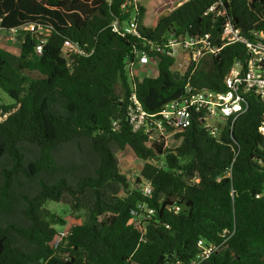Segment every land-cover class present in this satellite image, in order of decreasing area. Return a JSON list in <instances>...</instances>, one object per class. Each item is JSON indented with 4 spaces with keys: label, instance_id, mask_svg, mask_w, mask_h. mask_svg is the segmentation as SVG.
Masks as SVG:
<instances>
[{
    "label": "trees",
    "instance_id": "trees-1",
    "mask_svg": "<svg viewBox=\"0 0 264 264\" xmlns=\"http://www.w3.org/2000/svg\"><path fill=\"white\" fill-rule=\"evenodd\" d=\"M215 1L185 0L153 26L143 23L140 5V35L121 37L109 23L126 15L124 0H0V32L50 28L39 55L30 30L20 29L16 52L0 45V90L13 100L0 103V264H188L199 238L219 243L224 229L233 233L199 264H264L258 98L246 93L247 111L232 125L226 121L218 138L194 125L179 131L174 148L132 132L125 120L126 65L135 49L148 50L175 29L209 33L218 42L227 19L243 34L264 29V0H221L224 15L205 14ZM65 39L91 53L65 58ZM246 56L242 44H230L176 77L174 57L157 53L156 74L134 78L137 95L145 109L157 110L181 95L192 69L196 89L224 91V77ZM126 147L142 160L133 181L116 157ZM141 180L151 182V198L138 190ZM144 200L155 214L141 234L130 210ZM50 201L68 206V215L48 208ZM173 202L178 213L166 208ZM65 225L69 233L52 247Z\"/></svg>",
    "mask_w": 264,
    "mask_h": 264
},
{
    "label": "built area",
    "instance_id": "built-area-1",
    "mask_svg": "<svg viewBox=\"0 0 264 264\" xmlns=\"http://www.w3.org/2000/svg\"><path fill=\"white\" fill-rule=\"evenodd\" d=\"M140 0H124L121 4L124 18L114 17L109 23L111 31L121 37H138L140 35L137 15L139 12ZM222 1L216 0L209 5L205 14L213 12L215 16L225 14V9L221 7ZM30 30L35 33L39 42L35 45V54L42 52V47L50 33V28L42 25L27 24L21 26L19 30ZM11 31H16L12 29ZM216 38L207 33L204 35H190L188 30L175 29L157 44L146 49H135L127 60V71L129 74L130 88L125 107V120L134 133H142L150 141H164L166 146L168 139L181 141V137H176L179 131L190 128L194 125L206 129L213 138H218L221 127L230 120L231 125L234 120L247 111L249 107L246 93L254 94L263 111L264 118V29L253 28L248 34H243L241 28L227 19ZM240 43L247 51V56L241 61L237 60L231 66L229 72L224 77V91H214L212 89H196L190 82L192 69L186 76L183 90L180 96L162 104L157 110L149 111L145 109L137 95L136 81L134 78L143 77L144 70L156 69L157 53L168 54L174 57V65L184 66V77L190 64L195 67L202 58L216 56L224 46ZM62 55L68 58L71 54L89 55L91 52L83 50L70 39H65L61 48ZM178 57L181 61H178ZM137 66L138 68H135ZM143 69L142 73L141 70ZM138 70H140L138 72ZM138 72V74H137ZM140 74V76H139ZM143 75V76H141ZM247 98V99H246ZM2 117H0L1 119ZM115 129L117 124L113 122ZM258 132L264 135V121L258 127ZM140 175V171L136 176ZM129 177V176H126ZM194 177L192 181H196ZM138 190L145 198H151L153 187L149 180H141ZM167 210L178 213L181 209L176 202L166 206ZM155 208L148 205L144 200L137 202L130 210L131 223L140 230L141 234L146 232L148 222L153 218ZM69 233V229L59 228L51 246L56 248L63 238ZM229 233V234H228ZM233 231L222 230L219 235V243L207 242L199 238L196 242L197 253L188 264H199L207 259L212 252L226 242ZM144 237L141 236V240ZM125 264H134L129 261ZM176 264H183L177 261Z\"/></svg>",
    "mask_w": 264,
    "mask_h": 264
},
{
    "label": "rangeland",
    "instance_id": "rangeland-1",
    "mask_svg": "<svg viewBox=\"0 0 264 264\" xmlns=\"http://www.w3.org/2000/svg\"><path fill=\"white\" fill-rule=\"evenodd\" d=\"M185 0H140V4L144 6L145 8V14L143 18V23L147 26H153L157 20V18L160 15L168 14L170 11H172L175 7L180 5ZM20 34V30L16 31H10V32H0V45L3 47H8L12 49L14 52L18 50L19 47V41L17 40L16 36ZM209 60L208 57L202 58L199 62V64H202L204 60ZM178 61H181V58L178 57ZM135 68H138L137 66H134ZM175 71L183 73L185 70L184 66H178L173 65L172 67ZM140 70H138L139 72ZM143 69L141 70L142 73ZM156 69L151 70H144V74L147 75H155ZM137 72V74H138ZM30 75L35 76L36 73L32 72ZM140 76V74H139ZM143 76V75H141ZM13 100L6 95L3 91L0 90V103H12ZM179 141H174L171 139H168V142L166 144V147L174 148L177 145H179ZM116 157L118 160V166L121 174H125L126 176H129L128 178L130 180H134L136 177V174L138 171H140L142 167V160L138 159L134 153L131 151L130 148L126 147L125 149L116 152ZM161 162L163 163V160L161 159ZM48 208H50L52 211L56 212L57 214L61 216H67L70 209L68 206L62 203L50 201L47 204ZM82 214V212H80ZM65 225L63 228H66ZM61 227H58V229Z\"/></svg>",
    "mask_w": 264,
    "mask_h": 264
},
{
    "label": "water",
    "instance_id": "water-1",
    "mask_svg": "<svg viewBox=\"0 0 264 264\" xmlns=\"http://www.w3.org/2000/svg\"><path fill=\"white\" fill-rule=\"evenodd\" d=\"M173 73L176 75V77L181 76L177 71H174Z\"/></svg>",
    "mask_w": 264,
    "mask_h": 264
}]
</instances>
